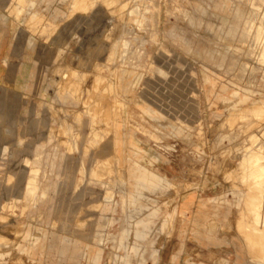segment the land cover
<instances>
[{"label": "rangeland", "instance_id": "obj_1", "mask_svg": "<svg viewBox=\"0 0 264 264\" xmlns=\"http://www.w3.org/2000/svg\"><path fill=\"white\" fill-rule=\"evenodd\" d=\"M0 25L26 77L0 264H264V0H0ZM206 216L223 249L195 250Z\"/></svg>", "mask_w": 264, "mask_h": 264}, {"label": "crops", "instance_id": "obj_2", "mask_svg": "<svg viewBox=\"0 0 264 264\" xmlns=\"http://www.w3.org/2000/svg\"><path fill=\"white\" fill-rule=\"evenodd\" d=\"M1 26V25H0ZM12 44L7 41L6 36H1L0 35V85H10L8 81L13 80V82H18L20 87L24 84L26 81L25 75H23V61L20 62H15L13 66L18 67V73H16L15 69L13 66H10V63H7L6 59L4 56H2V49L6 47H11ZM16 68V67H15ZM132 170H135L136 174L143 175L146 178H154L157 177V174L146 170L142 167L139 166H134ZM191 199V197H188ZM190 202V201H189ZM186 209L187 211L190 212L192 210V205H188ZM192 216H188L189 224L191 225L193 220ZM197 219V218H196ZM204 227H202L203 230L200 231H195L191 232V235L193 240H195V250H205L209 249L210 251H214L217 247H220L223 249L225 247L226 242L228 238L225 236L223 232H216V231H210L208 230L207 224L210 223V219L206 216L204 219H201L200 221ZM229 235V234H226ZM221 249V251H222ZM206 254V253H204ZM240 256V255H239ZM239 260V259H238Z\"/></svg>", "mask_w": 264, "mask_h": 264}, {"label": "bare ground", "instance_id": "obj_3", "mask_svg": "<svg viewBox=\"0 0 264 264\" xmlns=\"http://www.w3.org/2000/svg\"><path fill=\"white\" fill-rule=\"evenodd\" d=\"M109 108H110V107H109ZM106 111H107V110H106ZM258 167H259V166H258ZM258 167H257V168H258ZM261 167H262V166H261ZM254 198H255V197H254ZM256 227H257V226H256ZM262 230H263V229H262ZM257 231H258V230H257ZM260 234H261V233H260ZM262 235H263V234H262ZM263 236H264V235H263ZM259 238H260V237H259ZM262 245H263V244H262Z\"/></svg>", "mask_w": 264, "mask_h": 264}]
</instances>
